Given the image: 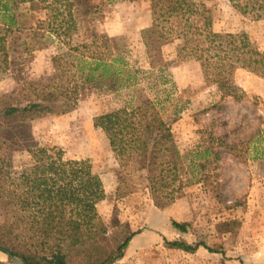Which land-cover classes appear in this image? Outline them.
I'll list each match as a JSON object with an SVG mask.
<instances>
[{
    "label": "trees",
    "instance_id": "1",
    "mask_svg": "<svg viewBox=\"0 0 264 264\" xmlns=\"http://www.w3.org/2000/svg\"><path fill=\"white\" fill-rule=\"evenodd\" d=\"M138 0H0V71L8 70V58L21 66L25 55L51 47L52 77L32 89L33 101L23 107L6 106L5 118L17 116L19 126L36 119L71 111L82 91H109L124 94L122 105L94 118L95 127L106 137L119 167L127 173H143L151 195L183 187L182 159L171 124L161 116L144 88L150 71L168 67L161 48L175 46V62H199L206 67V82L215 85L220 101L240 103L245 92L234 76L246 71L264 80V49L247 34L215 32L206 0H147L151 23L140 32L148 69L130 65L121 42L100 34L95 23L101 5L132 3ZM240 15L264 20V0H228ZM25 33V38L13 35ZM13 37V38H11ZM213 106L211 110H215ZM218 109V108H217ZM210 128L223 129L226 123L212 119ZM202 156L222 148L241 160V139L233 131L213 137ZM217 132V131H216ZM202 146V144H201ZM0 135V253L22 264H114L134 233L111 243L107 224L97 205L104 200L102 181L87 160H66L57 147L26 148L25 161L15 164L13 149ZM15 148V147H14ZM203 169L212 161H205ZM181 233L186 223L172 221ZM167 247L194 253L204 244L188 245L166 241Z\"/></svg>",
    "mask_w": 264,
    "mask_h": 264
},
{
    "label": "rangeland",
    "instance_id": "2",
    "mask_svg": "<svg viewBox=\"0 0 264 264\" xmlns=\"http://www.w3.org/2000/svg\"><path fill=\"white\" fill-rule=\"evenodd\" d=\"M99 4L100 0H89ZM215 32L245 33L264 49V20L253 21L240 15L228 0H206ZM95 23L98 33L119 40L131 66L147 70L140 32L151 23L147 0L101 5ZM25 38V33L13 35ZM11 37V38H13ZM168 67L150 71L144 88L166 121L182 159L183 187L151 195L143 173H127L115 160L108 141L95 127V117L122 105L124 94L84 89L74 108L61 115H50L19 126L17 116L5 118L6 106L23 107L33 101L32 89L52 77L53 49L25 55L21 66L8 58L9 69L0 71V135L13 149L15 164L25 161L26 148L57 147L66 160H87L102 181L105 198L96 209L107 224L111 243L133 237L114 264H264V80L243 70L234 81L246 96L240 103L221 102L215 85L206 82V67L199 62H175V46L161 48ZM215 110L212 107L217 106ZM221 119L223 129L210 128V121ZM213 137L233 131L241 139L243 162L227 150L214 149L202 156ZM217 131V132H216ZM202 144V146H201ZM212 161L205 165V161ZM172 221L186 223L181 233ZM3 213L0 210V224ZM166 241L202 243L194 253L169 248ZM16 259V258H15ZM18 260V259H16ZM19 261V260H18ZM74 264H82L79 257ZM0 264H15L0 253Z\"/></svg>",
    "mask_w": 264,
    "mask_h": 264
},
{
    "label": "water",
    "instance_id": "3",
    "mask_svg": "<svg viewBox=\"0 0 264 264\" xmlns=\"http://www.w3.org/2000/svg\"><path fill=\"white\" fill-rule=\"evenodd\" d=\"M15 264H22L20 261L16 260L15 258L11 257L10 258Z\"/></svg>",
    "mask_w": 264,
    "mask_h": 264
}]
</instances>
